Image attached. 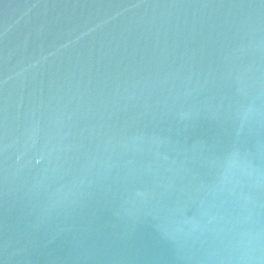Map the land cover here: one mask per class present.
I'll use <instances>...</instances> for the list:
<instances>
[{
    "label": "water",
    "instance_id": "95a60500",
    "mask_svg": "<svg viewBox=\"0 0 264 264\" xmlns=\"http://www.w3.org/2000/svg\"><path fill=\"white\" fill-rule=\"evenodd\" d=\"M0 264H264V0H0Z\"/></svg>",
    "mask_w": 264,
    "mask_h": 264
}]
</instances>
